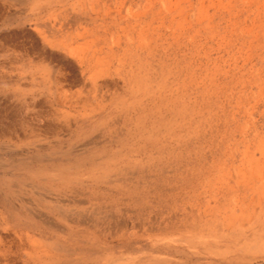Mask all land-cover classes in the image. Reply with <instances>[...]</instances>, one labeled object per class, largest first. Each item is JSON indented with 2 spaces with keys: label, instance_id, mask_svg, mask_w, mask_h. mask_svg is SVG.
I'll return each mask as SVG.
<instances>
[{
  "label": "rangeland",
  "instance_id": "obj_1",
  "mask_svg": "<svg viewBox=\"0 0 264 264\" xmlns=\"http://www.w3.org/2000/svg\"><path fill=\"white\" fill-rule=\"evenodd\" d=\"M0 264H264V0H0Z\"/></svg>",
  "mask_w": 264,
  "mask_h": 264
}]
</instances>
